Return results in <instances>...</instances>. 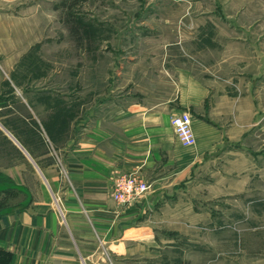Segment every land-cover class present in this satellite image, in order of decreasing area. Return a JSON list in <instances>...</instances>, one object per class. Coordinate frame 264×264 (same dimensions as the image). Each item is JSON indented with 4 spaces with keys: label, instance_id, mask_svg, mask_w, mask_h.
Instances as JSON below:
<instances>
[{
    "label": "rangeland",
    "instance_id": "374dc122",
    "mask_svg": "<svg viewBox=\"0 0 264 264\" xmlns=\"http://www.w3.org/2000/svg\"><path fill=\"white\" fill-rule=\"evenodd\" d=\"M4 12L17 86L56 93L80 118L119 97L169 94L163 76L178 68L209 87L218 158L165 196L159 254L126 264H264V0H0Z\"/></svg>",
    "mask_w": 264,
    "mask_h": 264
},
{
    "label": "crops",
    "instance_id": "0c3cea01",
    "mask_svg": "<svg viewBox=\"0 0 264 264\" xmlns=\"http://www.w3.org/2000/svg\"><path fill=\"white\" fill-rule=\"evenodd\" d=\"M4 13L0 175L6 181L0 187L10 203L0 213V252L6 263L110 264L104 256L112 255L126 264L156 256V230L162 238L166 230L155 224L167 219L159 207L171 203L165 196L189 183L193 168L209 165L221 150V127L203 119L209 87L178 68L174 77L164 72L169 94L158 90L149 102L119 97L96 114L90 105L80 118L76 104L56 93L17 86L13 23ZM184 111L192 119L191 147L180 144L169 123ZM129 174L150 187L120 207L112 199L113 183Z\"/></svg>",
    "mask_w": 264,
    "mask_h": 264
},
{
    "label": "built area",
    "instance_id": "2783aa9c",
    "mask_svg": "<svg viewBox=\"0 0 264 264\" xmlns=\"http://www.w3.org/2000/svg\"><path fill=\"white\" fill-rule=\"evenodd\" d=\"M191 121V115L187 111L169 119L174 134L184 147H191L196 142ZM149 187L147 182L135 174L121 175L114 180L112 199L117 205L124 207L141 198Z\"/></svg>",
    "mask_w": 264,
    "mask_h": 264
},
{
    "label": "trees",
    "instance_id": "16d2710c",
    "mask_svg": "<svg viewBox=\"0 0 264 264\" xmlns=\"http://www.w3.org/2000/svg\"><path fill=\"white\" fill-rule=\"evenodd\" d=\"M1 255L5 257L6 262H7L8 256H7L6 254L0 252V256H1ZM6 262H5V263H6ZM0 264H3V263H1V261H0ZM6 264H7V263H6Z\"/></svg>",
    "mask_w": 264,
    "mask_h": 264
}]
</instances>
